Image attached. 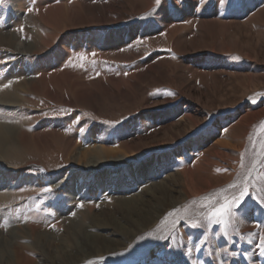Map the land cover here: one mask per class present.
<instances>
[{
    "label": "rangeland",
    "instance_id": "1",
    "mask_svg": "<svg viewBox=\"0 0 264 264\" xmlns=\"http://www.w3.org/2000/svg\"><path fill=\"white\" fill-rule=\"evenodd\" d=\"M10 35L39 53L16 51ZM57 68L107 87L92 82L98 110L37 94L35 103L0 102V125L27 133L25 161H0V252L16 228L34 224L57 246L79 224L92 232L98 216L109 224L105 237H80L54 264H264V0H0V86L41 82ZM143 71L145 82L133 76ZM112 75L138 90L125 98L110 87ZM52 129L72 135L74 146L52 135L47 149L29 142ZM115 135L122 138L108 143ZM125 139L143 140L116 157L127 160L122 166L67 160L78 144L120 149ZM194 173L211 183L199 194L187 192ZM242 182L250 211L209 223L202 205L238 194ZM144 199L164 208L157 218L139 214ZM191 219L202 226L191 228ZM39 251L30 258L51 264Z\"/></svg>",
    "mask_w": 264,
    "mask_h": 264
},
{
    "label": "bare ground",
    "instance_id": "2",
    "mask_svg": "<svg viewBox=\"0 0 264 264\" xmlns=\"http://www.w3.org/2000/svg\"><path fill=\"white\" fill-rule=\"evenodd\" d=\"M85 4H86V2H85ZM90 5H92V4H90ZM51 9H53V8H51ZM60 10H61V8H60ZM140 10H142V9H140ZM105 11L107 12V14H109L110 9L108 10V8L105 7ZM70 15L73 17L72 19L75 21L76 17H75V11L74 10H70ZM61 16H62V14H61ZM49 20H50V18H49ZM162 24L166 25L167 21L164 20L162 22ZM208 24H209V22H208ZM63 28H62V30H63ZM6 37L9 38L10 45H12L13 48L20 53H25V52H27V53L28 52H38L39 53V51L41 49L37 45L33 47L31 45V43L28 44L22 40H19L14 35H10V37L6 36ZM47 39L42 37L43 43L46 45H50L49 41H48L49 39L48 40ZM199 40L200 39H198V42H200ZM257 46L259 47V45H257ZM254 53H255V55H258L259 52H256V49H255ZM138 74H139V76H137ZM138 74L133 73V76L136 78H139V80H141L143 82H145L149 77V74L147 75L144 71L139 72ZM41 76H42L41 82L40 81H34L32 79L24 78V79H21L20 81H18L17 83H15L14 87H11L10 85H6V84L1 85L0 86V102H2L4 104H10V105H14V104L20 103L22 101H25L28 103H35L34 99H36V98L33 99L31 94H37V95L43 96L46 99H48L52 102H55L57 104H64L65 106H74L76 104H79V106H82V107L89 106L91 108L93 107L95 110H98V105L101 104L100 103L101 101L99 99L98 91H95V90L93 91L91 88V87H93V86H91L93 84L92 82H94V81L88 80L91 75L90 76L88 74H86V75L82 74L81 75V74H78L77 72H75V70H71L69 68H67V69H63V68L58 69L57 68V69H53L51 71L49 69L48 71L43 72L41 74ZM93 79H94V77H93ZM96 79H98V78H96ZM252 81H254V80H252ZM252 81H251V83H253ZM103 83L104 82H102V80H97L94 82V84L97 86V88L100 86L101 88L106 89L107 86L103 85ZM40 84H42V85H40ZM110 84H111L110 85L111 88H114V90H116L117 93L122 94L125 98L130 96L129 90H131L132 88H133L132 90H134V89L138 90L137 84L131 85V83L125 81L123 78L115 77V75L111 76ZM64 86H67L68 88H66ZM59 91L61 92V94L59 93ZM179 124L180 125H177V127L182 126L181 122H179ZM61 127H63L64 129L68 128V127L72 128L70 125L67 126L66 124L65 125L62 124ZM243 128H244V124H239V126L237 127L238 130H241ZM182 129H184V128H182ZM95 132H97V131H95ZM67 133L68 132L62 133L59 130H54V129L46 130L44 132L43 131L35 132L32 134V137H33L32 140L30 139L29 142L33 146L35 145L40 149L41 148L47 149V148H50V146H51L49 136L52 135V136L60 137L61 141L63 140V142L68 147H72V146H74L75 140L73 139L72 135L67 134ZM93 134H92V136H93L92 138H94V136H95ZM25 135H27V133L24 130H21V129L18 130L15 127H6L4 125H0V161L11 162V163L13 161H15V162L25 161V160H23V153H22V149L25 146V144H24V142H25L24 136ZM120 138H122V136L119 137V136L115 135V136L111 137L110 139H108L107 142L108 143H110L112 141L114 142V140H120ZM82 140H86V137L84 136L82 138ZM142 140L140 139L139 141H135V140L129 141V140L125 139V141L122 142V145L121 146L119 145L121 147L120 149L119 148L106 147L102 144L100 146L80 148L79 147L80 145L78 144L68 154L67 160H68V162L76 163L79 165L82 164L85 168L94 169V170L104 168L106 166L119 167V166L126 164L127 160H125L122 157L118 158V160H117L116 157H119L120 156L119 154L128 153L132 148H134L135 146H138V144L141 143ZM30 143H27V145ZM14 155H17L16 160L13 159ZM128 158H129L128 160H130V157H128ZM187 172H188V170H187ZM187 174H189V172ZM195 174L196 173H194V175ZM191 182L192 183H190V185L187 183L188 184L187 192L191 193V194L192 193H194V194L202 193L205 188H207L211 185L210 182L205 181L203 177H200V175L198 173H197V175H195V178L193 177L191 179ZM165 189L167 190V188H165ZM169 191L171 192V188H169ZM153 197H155V195ZM170 200L172 201L173 204H175L176 202L174 200H177V199H175L174 196L170 195L169 201ZM150 204H151V201L147 200V199H144L141 201V203L137 204V207L139 206L138 209L140 210L139 214L141 216H144V215L150 216V218L153 217V219L155 217L157 218L159 216V213L162 212L164 210V208L160 207L159 209H156L153 206H150ZM93 221H94L95 227L93 228V226H91L92 232L88 233L87 232L88 230L87 231L84 230L86 228L82 227V224H79L73 230V232H70L67 237H64L65 240L57 246L55 245L56 239L52 234L42 233L39 230L40 228H38L37 226L36 227L32 226L34 224H32L31 226L26 225L27 226L26 228H16L15 230H13L10 233L8 238L4 239L5 248H4V250H1V252H0V260H1L0 264H39L36 260H34L33 258H30L31 254H34V253H31L30 251H33V252L35 251L37 253V252H40L39 249L44 250V252L43 251L42 252H43V254H45V257L48 259V261L51 264L57 263V259H58L57 257L61 258V256L63 254L68 255L69 251H72L74 249L75 245H77L78 239L80 237L83 236V238H84V241L82 240V243L83 242L84 243L85 242L92 243L94 241V239H96V238L105 237V235L102 234V232H103V230H106V228H108V226H109V224L107 223V220H105L104 217L100 218L97 216V217H94ZM242 228L250 229V227L248 226L246 221L242 222ZM99 229H100V231H98ZM26 238L31 239L32 242L29 240L31 243L27 244L26 242L23 241V239H26ZM46 249L48 251H46ZM39 254L40 253H38V255ZM57 255H59V256H57ZM252 261L253 260H250V263Z\"/></svg>",
    "mask_w": 264,
    "mask_h": 264
},
{
    "label": "snow or ice",
    "instance_id": "3",
    "mask_svg": "<svg viewBox=\"0 0 264 264\" xmlns=\"http://www.w3.org/2000/svg\"><path fill=\"white\" fill-rule=\"evenodd\" d=\"M157 4L160 3V0H156ZM32 11V9H29ZM171 95V93H169ZM237 188L236 184H230L228 189ZM50 189H45V191H49ZM227 191V190H226ZM249 195V188L246 184H243L238 189L237 193H232L231 196H224L219 201L211 200L209 203L202 205V207L206 208V211L202 213L204 218L209 223H214L217 225H227L229 223L230 218L235 217L237 211L242 214L250 211L243 206V202H245V197ZM178 211V210H175ZM169 216L174 215L173 212L168 213ZM189 226L193 229L201 227V222L198 219H191L189 221ZM227 235V232L224 233Z\"/></svg>",
    "mask_w": 264,
    "mask_h": 264
}]
</instances>
